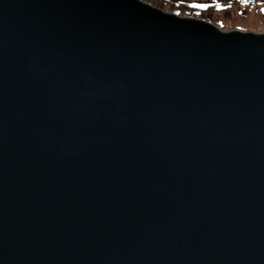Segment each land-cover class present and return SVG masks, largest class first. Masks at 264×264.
<instances>
[{
	"label": "water",
	"instance_id": "obj_1",
	"mask_svg": "<svg viewBox=\"0 0 264 264\" xmlns=\"http://www.w3.org/2000/svg\"><path fill=\"white\" fill-rule=\"evenodd\" d=\"M0 264H264V31L0 0Z\"/></svg>",
	"mask_w": 264,
	"mask_h": 264
},
{
	"label": "rangeland",
	"instance_id": "obj_2",
	"mask_svg": "<svg viewBox=\"0 0 264 264\" xmlns=\"http://www.w3.org/2000/svg\"><path fill=\"white\" fill-rule=\"evenodd\" d=\"M158 8L167 12H174L181 16H189L199 19L204 17L206 10H214L213 14L219 18V25L223 29H241L245 31L263 32L264 31V0H144ZM258 5L257 12L249 14H241L237 10L233 13L228 12V7L235 8L240 6H255ZM236 12V13H235ZM214 22L212 20H209ZM215 23V22H214ZM224 25V26H223Z\"/></svg>",
	"mask_w": 264,
	"mask_h": 264
},
{
	"label": "trees",
	"instance_id": "obj_3",
	"mask_svg": "<svg viewBox=\"0 0 264 264\" xmlns=\"http://www.w3.org/2000/svg\"><path fill=\"white\" fill-rule=\"evenodd\" d=\"M197 2L199 1H205L207 2L208 0H196ZM255 6H251V7H247V6H240V5H237L235 8L229 6L228 7V12H231L233 13L234 10H237L238 12H240L241 14H249V13H254V12H257V9H258V5L257 4H254ZM207 12H205L206 15H204V17H206L208 20H212L214 21L215 23H218L219 22V18H216L213 14V11L214 10H206ZM236 13V12H235ZM219 24V23H218ZM224 26V25H223Z\"/></svg>",
	"mask_w": 264,
	"mask_h": 264
}]
</instances>
